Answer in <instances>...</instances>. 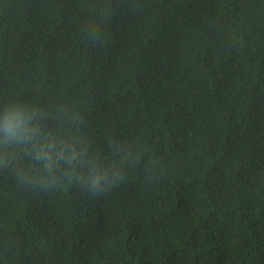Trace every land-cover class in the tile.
Segmentation results:
<instances>
[{"label":"trees","instance_id":"trees-1","mask_svg":"<svg viewBox=\"0 0 264 264\" xmlns=\"http://www.w3.org/2000/svg\"><path fill=\"white\" fill-rule=\"evenodd\" d=\"M0 264H264V0H0Z\"/></svg>","mask_w":264,"mask_h":264},{"label":"clouds","instance_id":"clouds-1","mask_svg":"<svg viewBox=\"0 0 264 264\" xmlns=\"http://www.w3.org/2000/svg\"><path fill=\"white\" fill-rule=\"evenodd\" d=\"M19 132V122L9 118L5 124V135L15 137Z\"/></svg>","mask_w":264,"mask_h":264}]
</instances>
